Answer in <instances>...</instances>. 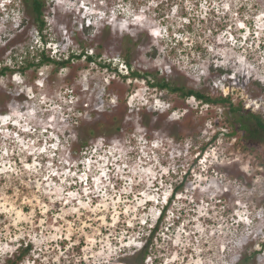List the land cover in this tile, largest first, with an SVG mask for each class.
<instances>
[{"label": "rangeland", "instance_id": "obj_1", "mask_svg": "<svg viewBox=\"0 0 264 264\" xmlns=\"http://www.w3.org/2000/svg\"><path fill=\"white\" fill-rule=\"evenodd\" d=\"M45 16L55 57L92 40L126 74L128 50L135 69L229 93L264 117V0H46ZM35 47L20 0H0V64L16 69ZM113 89L130 110L122 131L74 150L81 121L116 105ZM223 109L84 57L0 76V264L29 240L34 261L20 264H121L181 182L151 240L158 262L146 264H232L252 251L264 264V147L229 136Z\"/></svg>", "mask_w": 264, "mask_h": 264}, {"label": "trees", "instance_id": "obj_2", "mask_svg": "<svg viewBox=\"0 0 264 264\" xmlns=\"http://www.w3.org/2000/svg\"><path fill=\"white\" fill-rule=\"evenodd\" d=\"M20 3L25 10L26 15L32 19L35 25V30L39 35L42 48L40 49L35 47L33 50L28 48L23 52V54H21V58L19 60L14 57V62L17 64L16 69L14 65L11 67L7 64H0V76L12 74L16 71L21 72L22 74L28 69L37 71L40 67L45 65H52L55 69L71 67L74 60L84 57L87 62L101 64L102 67L113 70L118 76H122L124 79H141L151 87L175 93L184 99L194 97L201 103L218 107L221 106L224 108L221 117L228 128L227 134L229 136L236 137L237 139L243 138L253 146L262 145L264 147V117L249 108H245L242 101L235 102L229 93L213 96L210 93L197 90L179 81L159 76L158 73L135 69L130 63L128 50L122 55V62L126 68V74H121V71H118L116 66L112 67L111 60L108 62L101 61L102 57L100 51H98L101 47L100 45L92 47V40L79 41L75 39L74 41L78 43L80 50L78 52H70L66 56L55 57L54 55L47 53L44 48L47 40L43 35L47 24L45 20L46 0H20ZM128 40L130 41L131 37L128 36ZM89 48H92L91 51H88ZM111 82L114 81L112 80ZM113 90V94L117 102L116 105L113 109H110L102 119L95 118L93 121H81L80 125L82 129L86 131V134L77 135V143L74 146V150H86L90 146L89 141L91 139H95L97 137H112L122 131L126 117L129 115L130 110L127 106L125 97H123V91L121 89ZM139 109L140 107H138V111L136 113L142 115V111ZM189 118L190 116L186 115L184 117L186 120L184 121H187ZM140 123L142 125L146 124L144 121H140ZM180 135V133H177L172 136L179 138ZM183 190L184 185L182 182L171 187L170 195L167 196L165 204L162 205V208L158 211L157 220L154 224H151L149 228H145L146 237H143L144 240L140 242L139 246H132L127 250L124 249L125 251L123 250L118 259L119 263L146 264L148 258L150 259L151 256L155 255L157 249L155 246L150 245L152 244L151 240L154 238L158 224L164 218L165 213L171 205L175 195H177V193H182ZM33 252L34 244L31 240L20 241L8 257L5 258V263L20 264L26 259L34 261L32 260ZM257 254V251H252L250 253L240 252L237 259L232 264H256ZM154 258V263H157L158 257L156 256Z\"/></svg>", "mask_w": 264, "mask_h": 264}]
</instances>
